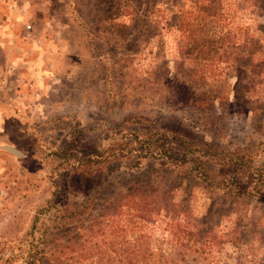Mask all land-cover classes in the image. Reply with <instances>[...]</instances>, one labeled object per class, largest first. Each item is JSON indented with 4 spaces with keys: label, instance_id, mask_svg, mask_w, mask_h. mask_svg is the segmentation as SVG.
Here are the masks:
<instances>
[{
    "label": "rangeland",
    "instance_id": "obj_1",
    "mask_svg": "<svg viewBox=\"0 0 264 264\" xmlns=\"http://www.w3.org/2000/svg\"><path fill=\"white\" fill-rule=\"evenodd\" d=\"M11 1L0 264H264V0Z\"/></svg>",
    "mask_w": 264,
    "mask_h": 264
},
{
    "label": "crops",
    "instance_id": "obj_2",
    "mask_svg": "<svg viewBox=\"0 0 264 264\" xmlns=\"http://www.w3.org/2000/svg\"><path fill=\"white\" fill-rule=\"evenodd\" d=\"M14 5L15 4H13V2L11 0H0V40L2 38H6V35H7L8 31H9L10 35L13 34L10 31L11 30L10 27L14 26L13 22H12V19H11V16H12L11 15L12 14L11 11H12ZM2 9H5V10H3V12L1 13ZM24 12L26 13V9H24ZM7 17H8V21H4L5 18H7ZM17 26H19V25H16V27ZM16 27L14 29H16ZM20 28L22 30V27H20ZM17 36L20 37L21 34L17 33ZM0 50H1V47H0ZM7 68H9V67L7 66ZM0 69H1V67H0Z\"/></svg>",
    "mask_w": 264,
    "mask_h": 264
},
{
    "label": "water",
    "instance_id": "obj_3",
    "mask_svg": "<svg viewBox=\"0 0 264 264\" xmlns=\"http://www.w3.org/2000/svg\"><path fill=\"white\" fill-rule=\"evenodd\" d=\"M6 151H8L9 153L13 154V155H20V153H18L15 149L11 148V147H8V146H5L3 147Z\"/></svg>",
    "mask_w": 264,
    "mask_h": 264
},
{
    "label": "trees",
    "instance_id": "obj_4",
    "mask_svg": "<svg viewBox=\"0 0 264 264\" xmlns=\"http://www.w3.org/2000/svg\"><path fill=\"white\" fill-rule=\"evenodd\" d=\"M23 264H34L33 259L29 258L25 263Z\"/></svg>",
    "mask_w": 264,
    "mask_h": 264
},
{
    "label": "built area",
    "instance_id": "obj_5",
    "mask_svg": "<svg viewBox=\"0 0 264 264\" xmlns=\"http://www.w3.org/2000/svg\"><path fill=\"white\" fill-rule=\"evenodd\" d=\"M26 28H27V30H28V29H30V26H27ZM1 194H3L2 191H0V195H1Z\"/></svg>",
    "mask_w": 264,
    "mask_h": 264
}]
</instances>
